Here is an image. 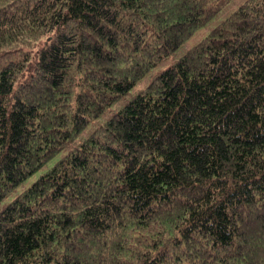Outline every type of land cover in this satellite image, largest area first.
<instances>
[{"label": "trees", "instance_id": "trees-1", "mask_svg": "<svg viewBox=\"0 0 264 264\" xmlns=\"http://www.w3.org/2000/svg\"><path fill=\"white\" fill-rule=\"evenodd\" d=\"M233 1L0 0V264H264V0Z\"/></svg>", "mask_w": 264, "mask_h": 264}, {"label": "rangeland", "instance_id": "rangeland-1", "mask_svg": "<svg viewBox=\"0 0 264 264\" xmlns=\"http://www.w3.org/2000/svg\"><path fill=\"white\" fill-rule=\"evenodd\" d=\"M241 0H234L225 11L231 10L235 7V5H237ZM227 13V12H226ZM222 16V15H221ZM208 31V28L200 31L197 35L193 36L189 42L186 43L185 48L192 46L194 43H197V41H199L202 37H204V35H206Z\"/></svg>", "mask_w": 264, "mask_h": 264}]
</instances>
